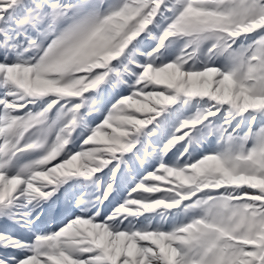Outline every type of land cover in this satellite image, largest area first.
Here are the masks:
<instances>
[{"label":"snow or ice","instance_id":"snow-or-ice-1","mask_svg":"<svg viewBox=\"0 0 264 264\" xmlns=\"http://www.w3.org/2000/svg\"><path fill=\"white\" fill-rule=\"evenodd\" d=\"M0 264H264V0H0Z\"/></svg>","mask_w":264,"mask_h":264}]
</instances>
